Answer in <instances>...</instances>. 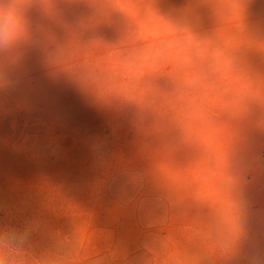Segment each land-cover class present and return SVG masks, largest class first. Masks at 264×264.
<instances>
[{"label": "clouds", "instance_id": "obj_1", "mask_svg": "<svg viewBox=\"0 0 264 264\" xmlns=\"http://www.w3.org/2000/svg\"><path fill=\"white\" fill-rule=\"evenodd\" d=\"M255 2L0 0V94L37 50L50 79L126 123L133 156L94 151L139 227L134 240L117 239L45 185L40 212L0 217V264H261L264 237L249 221L264 210L248 196L264 169Z\"/></svg>", "mask_w": 264, "mask_h": 264}, {"label": "rangeland", "instance_id": "obj_2", "mask_svg": "<svg viewBox=\"0 0 264 264\" xmlns=\"http://www.w3.org/2000/svg\"><path fill=\"white\" fill-rule=\"evenodd\" d=\"M251 12L254 20L264 21V0H256ZM75 14L65 9L66 19ZM22 71L18 86L0 94V217L5 212H40L45 185H50L92 213L97 227L112 231L117 239L134 240L138 224L130 210L119 207V182L100 166L94 151L100 145L109 156H133L127 124L94 106L66 81L50 79L37 50L28 52ZM259 143L264 152V137ZM254 175L248 196L254 210H264V169ZM46 215L64 223L63 217ZM249 229L253 236L264 237V215H254ZM260 259L264 264V247Z\"/></svg>", "mask_w": 264, "mask_h": 264}]
</instances>
